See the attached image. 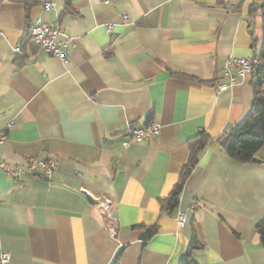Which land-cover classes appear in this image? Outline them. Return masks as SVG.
I'll return each mask as SVG.
<instances>
[{
  "label": "crops",
  "instance_id": "crops-1",
  "mask_svg": "<svg viewBox=\"0 0 264 264\" xmlns=\"http://www.w3.org/2000/svg\"><path fill=\"white\" fill-rule=\"evenodd\" d=\"M43 1L29 10L0 2V134L7 136L0 162H59L50 175H23V186L0 170L7 264H179L194 226L204 245L194 254L200 264H264L256 230L264 219V145L260 161L244 163L226 154L225 138L217 141L254 104L250 73L231 67L236 84L217 88L229 83L230 57L260 55L254 0H71L65 13L66 0L49 10ZM38 19L60 26L65 60L22 41ZM150 120L161 124L158 136L123 145L129 126ZM201 128L213 141L168 214L162 199L180 181L188 140ZM192 204L198 208L180 226L177 212Z\"/></svg>",
  "mask_w": 264,
  "mask_h": 264
},
{
  "label": "trees",
  "instance_id": "trees-1",
  "mask_svg": "<svg viewBox=\"0 0 264 264\" xmlns=\"http://www.w3.org/2000/svg\"><path fill=\"white\" fill-rule=\"evenodd\" d=\"M1 1L5 0H0V2ZM9 1H18L23 3L26 10H29L32 6L42 2V0ZM70 9L71 0H66L64 13ZM258 11H261L262 14L263 44L260 51L262 64L256 66L252 72H250V74L257 79L254 86V104L251 111L240 123L234 125L228 133L217 139V141L221 142L225 138L222 146L226 154L232 159L244 163L260 161L256 155L260 148L264 145V90L262 88V84L264 82V0H254L252 2L249 11L250 16H254V14ZM31 26L32 24L28 23L22 38L23 42L31 40ZM179 76L185 77L184 75ZM212 141V137L203 128L199 129L198 133L188 140L189 155L181 171L179 177L180 181L173 186L168 197L162 199L163 209L168 214H172L177 210L184 183L198 163L199 152L205 149ZM256 230L264 247V219L257 222ZM157 231V225L147 227L144 238L146 240L149 239ZM202 248H204V245L202 244L200 236L194 226L187 250L180 258L179 264H200V262L194 257V254Z\"/></svg>",
  "mask_w": 264,
  "mask_h": 264
},
{
  "label": "built area",
  "instance_id": "built-area-1",
  "mask_svg": "<svg viewBox=\"0 0 264 264\" xmlns=\"http://www.w3.org/2000/svg\"><path fill=\"white\" fill-rule=\"evenodd\" d=\"M104 3H110L111 0H102ZM56 5L55 0H44L43 7L45 10L54 8ZM125 19L128 15L124 16ZM111 30L110 27L108 29ZM1 34V31H0ZM62 30L58 23L50 24L42 19H38L37 22L32 24L30 30L31 41L44 49L46 52L57 55L62 59H66L67 45L69 42H61ZM16 51H21V46L16 47ZM262 64V58L260 55L244 56V57H230L224 68V74L229 78V83H222L217 86L218 89H226L236 84V77L231 73V67H236L241 74L252 72V70ZM161 133V124L156 120H150L144 126L136 127L129 126L125 132L128 139L123 142L124 146H128L131 141L137 140H149ZM7 140L5 134H0V144ZM58 160L55 158L38 159L35 157L26 158L23 163L8 165L5 162H0V170L8 175L14 176L20 186L24 184L21 182V177L25 174H32L36 172H43L47 175L52 174L58 167ZM98 200V206L108 209L110 201L103 198ZM198 208L197 204H192L189 210H179L176 214L177 222L180 226H184L188 219V213L195 211ZM108 231L112 237H116L117 232L113 226H108ZM11 258L8 251H3L0 254V264H7Z\"/></svg>",
  "mask_w": 264,
  "mask_h": 264
}]
</instances>
